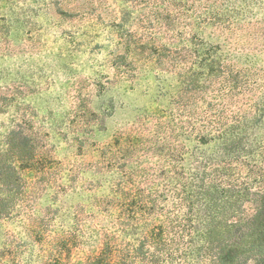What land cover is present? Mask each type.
<instances>
[{"label":"rangeland","instance_id":"374dc122","mask_svg":"<svg viewBox=\"0 0 264 264\" xmlns=\"http://www.w3.org/2000/svg\"><path fill=\"white\" fill-rule=\"evenodd\" d=\"M258 211L264 0H0V264H222Z\"/></svg>","mask_w":264,"mask_h":264},{"label":"trees","instance_id":"16d2710c","mask_svg":"<svg viewBox=\"0 0 264 264\" xmlns=\"http://www.w3.org/2000/svg\"><path fill=\"white\" fill-rule=\"evenodd\" d=\"M258 225L254 230L248 229L244 234L242 233V242L238 243L233 242L232 245L228 248H224L222 254L219 255V260L222 264H264V212H257ZM250 231V232H249ZM250 245V246H249ZM238 248L244 253H248L250 250H257V256L248 262V259H243V261L236 260V257L233 254V251ZM248 248V249H247ZM236 255V254H235ZM116 264H129L125 262H118Z\"/></svg>","mask_w":264,"mask_h":264}]
</instances>
